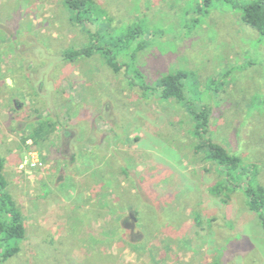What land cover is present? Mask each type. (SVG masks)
<instances>
[{
  "label": "rangeland",
  "instance_id": "obj_1",
  "mask_svg": "<svg viewBox=\"0 0 264 264\" xmlns=\"http://www.w3.org/2000/svg\"><path fill=\"white\" fill-rule=\"evenodd\" d=\"M255 1L0 0V150L26 230L0 264H264L247 196L264 194ZM178 72L182 102L161 84ZM203 111L234 171L196 135ZM42 120L58 133L36 145Z\"/></svg>",
  "mask_w": 264,
  "mask_h": 264
},
{
  "label": "trees",
  "instance_id": "obj_2",
  "mask_svg": "<svg viewBox=\"0 0 264 264\" xmlns=\"http://www.w3.org/2000/svg\"><path fill=\"white\" fill-rule=\"evenodd\" d=\"M90 0H68L70 8L73 10H82L86 3ZM243 9V21L258 30L264 36V0H256L255 2L246 4ZM92 55L91 50L82 49L77 51L75 55H67V59L75 61V58L82 55ZM110 64L117 70L119 67L110 60ZM187 74L184 72H178L163 79L162 86L165 87L164 96L168 99L176 98L178 101H185V88L183 80ZM194 114V113H193ZM197 120L196 135L200 138L204 147L208 149L207 156L214 160L220 172L224 174L226 170H235V167L239 165L240 159L231 155L225 148L218 145L210 138V115L208 111H203L198 114H194ZM58 123H54L51 120H42L37 128L34 129L31 138L34 140V144L39 145L42 142L51 140L52 135L56 133ZM202 149V148H201ZM5 160L1 155L0 150V249L1 246L6 243L10 244L12 238H23L26 234L25 225L22 213L18 211L17 206L14 204L12 195L8 191L9 183L5 176ZM229 172V171H227ZM229 174V173H228ZM259 190V189H258ZM257 190L247 191L248 204L254 213H257L264 226V201L260 200V197L264 199V194L259 196L254 193ZM261 191V190H260ZM18 252V249L7 250L4 254V258L14 256Z\"/></svg>",
  "mask_w": 264,
  "mask_h": 264
},
{
  "label": "crops",
  "instance_id": "obj_3",
  "mask_svg": "<svg viewBox=\"0 0 264 264\" xmlns=\"http://www.w3.org/2000/svg\"><path fill=\"white\" fill-rule=\"evenodd\" d=\"M41 85H43V84H41ZM41 87H42V86H41ZM40 89H41V88H40ZM56 133H58V131H57ZM68 134H69L68 132H67V133L65 132V133L61 136L63 142H64L67 138L70 137V136L68 137ZM52 136H54V134H53ZM24 224H25V222H24Z\"/></svg>",
  "mask_w": 264,
  "mask_h": 264
}]
</instances>
